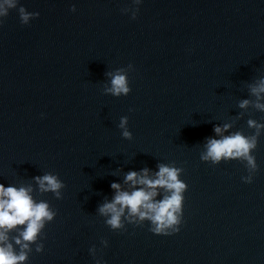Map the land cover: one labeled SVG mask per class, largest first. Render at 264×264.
Returning a JSON list of instances; mask_svg holds the SVG:
<instances>
[{
  "label": "water",
  "instance_id": "obj_1",
  "mask_svg": "<svg viewBox=\"0 0 264 264\" xmlns=\"http://www.w3.org/2000/svg\"><path fill=\"white\" fill-rule=\"evenodd\" d=\"M19 4L39 16L22 24L11 9L0 26V183L30 186L56 213L22 264H264V93L252 92L264 79V0ZM117 70L127 95L106 91ZM225 124L224 135L255 137V167L202 159ZM160 163L188 185L181 230L157 235L123 217L110 228L98 206L111 183L128 188L129 170ZM48 173L59 197L34 179ZM23 227L9 232L17 251Z\"/></svg>",
  "mask_w": 264,
  "mask_h": 264
},
{
  "label": "clouds",
  "instance_id": "obj_2",
  "mask_svg": "<svg viewBox=\"0 0 264 264\" xmlns=\"http://www.w3.org/2000/svg\"><path fill=\"white\" fill-rule=\"evenodd\" d=\"M140 2V0H138ZM22 24H29L31 19L39 16V13H29L19 0H0V26L4 23L11 9H17ZM71 11H76L75 4ZM135 19V15L133 16ZM111 76V86L107 92L119 96L127 95L130 85L127 76L121 70ZM252 92L258 97L264 93V79L252 88ZM249 103L244 100L241 107ZM257 108L264 109V103H257ZM44 114L41 113V116ZM127 117H122L119 127L125 138L132 136L127 127ZM249 124H255L249 121ZM231 125L225 124L223 127L214 126V132L220 138H207L206 152L202 159L211 160L218 163L221 159L246 158L249 165L255 167L254 157L250 155V150L255 147V137H245L242 133L236 132L229 135L223 133ZM264 127V125H258ZM158 170L152 172L145 167L140 170H129L124 175V188L121 183L113 181L110 187L115 190L111 200H105L98 206V212L106 217L105 223L113 230L124 228V220L139 223L145 219L151 222L149 231L157 235H172L181 230L184 212V193L187 191L186 182L179 179L180 169L163 163L157 165ZM42 191H52L58 197L60 189L64 186L57 175L48 173L34 178ZM245 183H252V178L242 177ZM163 189V198L157 199ZM30 186L5 185L0 183V264H22L27 260V252L30 245L28 242H35L38 234L45 226L46 222H51L56 213L50 209L45 201L37 202L32 196ZM18 226H24L19 230V235L15 237V243L20 246L17 251L10 242L9 232ZM107 244V241L105 242ZM43 245L38 246L37 251L42 250ZM100 264V261L97 262Z\"/></svg>",
  "mask_w": 264,
  "mask_h": 264
}]
</instances>
